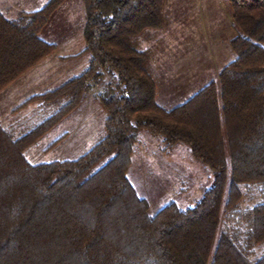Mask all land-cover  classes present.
Here are the masks:
<instances>
[{"label": "trees", "instance_id": "16d2710c", "mask_svg": "<svg viewBox=\"0 0 264 264\" xmlns=\"http://www.w3.org/2000/svg\"><path fill=\"white\" fill-rule=\"evenodd\" d=\"M227 1L235 58L166 109L148 50L133 42L163 26L166 0H83L86 67L18 105L51 111L32 128L0 123V264H264V0ZM63 2L0 10V91L55 48L39 34ZM92 89L106 111L101 139L76 159L28 161ZM141 131L208 167L212 184L192 206L149 213L127 175ZM251 187L259 198L246 205Z\"/></svg>", "mask_w": 264, "mask_h": 264}, {"label": "rangeland", "instance_id": "374dc122", "mask_svg": "<svg viewBox=\"0 0 264 264\" xmlns=\"http://www.w3.org/2000/svg\"><path fill=\"white\" fill-rule=\"evenodd\" d=\"M44 0H27L38 8ZM14 16L23 0H3ZM163 26L146 29L133 38L148 50L147 69L156 83V102L170 109L217 77L235 58L230 39L236 32L227 0H166ZM83 0H64L49 16L40 37L55 44L52 52L0 91V123L20 135L51 113L41 103L18 105L33 94L50 90L78 75L88 63L85 46ZM60 56H68L59 59ZM96 89L58 120L25 151L31 163L76 159L104 134L106 111L96 100ZM49 109V108H48ZM56 142L55 144H53ZM53 144V145H52ZM128 178L154 215L169 202L184 209L198 201L212 184L207 166L194 160L186 145L167 147L157 136L139 132L131 156ZM244 190V185H243ZM244 204L259 198L256 187L248 190Z\"/></svg>", "mask_w": 264, "mask_h": 264}, {"label": "crops", "instance_id": "0c3cea01", "mask_svg": "<svg viewBox=\"0 0 264 264\" xmlns=\"http://www.w3.org/2000/svg\"><path fill=\"white\" fill-rule=\"evenodd\" d=\"M24 2H22V5H21V7L17 10V11H15L16 13L17 12H19V11H33V10H36V9H38V8H40L41 6H42V4L46 1V0H44L43 1V3H40L41 5L38 7V8H30V7H26V6H28L27 4H29V2L30 1H32V0H29V2L27 3V0H23ZM41 1V0H40ZM5 2H3V0H0V10H2L3 12H5L6 14H9L8 12H7V10L9 9V5H7V4H4ZM15 13V14H16ZM9 16V15H8ZM143 48V47H142ZM68 56H60L59 57V59H66ZM85 68V67H84ZM83 70V69H82ZM75 76V75H74ZM68 79V78H67Z\"/></svg>", "mask_w": 264, "mask_h": 264}]
</instances>
